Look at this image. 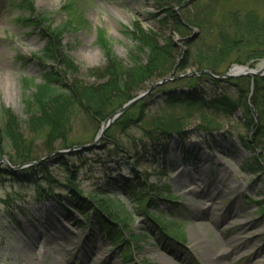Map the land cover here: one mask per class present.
<instances>
[{
	"label": "rangeland",
	"instance_id": "1",
	"mask_svg": "<svg viewBox=\"0 0 264 264\" xmlns=\"http://www.w3.org/2000/svg\"><path fill=\"white\" fill-rule=\"evenodd\" d=\"M22 1L0 0V106L21 121L24 138L23 142L15 136L10 137V143L0 141V159L4 152L1 161L10 166L13 160L20 163V158L32 153L38 158L46 156L44 136L49 129L42 122L28 126L29 119L35 118L28 116L24 99L36 92V85L44 83L41 75L48 70L64 72L37 60L46 46L43 30L23 19L48 21L54 29L64 26L61 44L76 66L74 72L65 71L66 79L57 82L64 89L63 93L58 90L64 100L72 85L94 88L104 84L107 59L99 49L98 34L127 71L146 65L149 58V51L131 31L140 28L145 37L152 33L160 47L168 41L174 51L169 61L171 71L141 84L134 99L168 81L124 114L135 122L132 128L123 132L112 125L113 138L105 136L99 149L69 153L72 148L93 144L99 133L95 122L87 127L82 114L69 113L72 129L66 146L73 147L61 151L65 165L55 158L49 160L57 184L0 175V264H264V213L258 212L259 207L264 208V144L256 143L253 137L257 113L252 106L256 78L264 79L259 75L264 59H252L258 46L251 42L252 47L237 48L217 67L200 69L196 57L214 44L209 29L190 26L199 35L187 43L184 40L192 31L176 34L171 13L184 18L182 13L186 12L192 20L212 0H195L185 8H181L184 0H30L33 13L18 9ZM220 6L221 21L235 12L253 11L264 18L263 0H228ZM189 54L195 57L188 58ZM236 66L255 74L224 78ZM243 78H250V86ZM176 80L182 82L175 84ZM196 88L197 96L212 102L227 99L228 107L232 106L229 114L214 107L206 110L185 102L166 103L169 92L195 96ZM248 88L249 95L245 94ZM247 108L251 109L250 117ZM171 123L181 124L182 136L173 134L156 142L147 137ZM243 140L252 151L245 149ZM133 170L149 185L145 192H151L147 197L154 199L151 205L150 200L138 202L145 197L144 191L132 184ZM152 186L157 192H152ZM225 187L235 192L223 195ZM74 195L85 200L96 195L100 201L113 203L125 221H110L113 234L107 235L92 212L87 219L73 208L70 202ZM207 212L218 221L209 222L203 215ZM156 215L164 226L153 220ZM127 236L134 243L124 240ZM228 241L234 243L235 253L225 260L221 256ZM85 251H93V255L85 261L78 259ZM207 253L208 258L204 256ZM248 256H253L250 262L242 260Z\"/></svg>",
	"mask_w": 264,
	"mask_h": 264
},
{
	"label": "trees",
	"instance_id": "2",
	"mask_svg": "<svg viewBox=\"0 0 264 264\" xmlns=\"http://www.w3.org/2000/svg\"><path fill=\"white\" fill-rule=\"evenodd\" d=\"M154 1L163 2L164 0ZM221 1L228 2V0H212L209 5L202 7L192 20L187 18L185 14L186 12L182 13L185 18H183L184 21L190 26H206V28L209 29L208 32L211 34L212 41L214 42L207 52H199V56L196 57L198 63L197 66L202 70L213 69L220 64V61L224 60L226 62V59H228L237 48L252 47L253 45H251V42H254L259 48L254 51V58L252 59H264V18L253 11L246 14L235 12L231 13L228 19L224 18L223 22L218 20L219 15L217 12L220 11ZM195 5H198V1L195 2L194 6ZM18 9L33 13V3L30 0H24L20 2ZM171 14V25L173 26L172 29L175 33L179 35L187 33L189 28L182 24L180 17L173 12ZM44 18L45 16H41L42 20H44ZM23 21L27 24L33 23V28L36 30H40V28L43 30L42 34L44 41H46V46L41 56L37 57V60L43 65H49V63H52L59 67V69L64 70V72L59 71L60 73L56 71H53L52 73V71L48 70V72L41 75L44 83L39 86L36 85V92L30 97L26 96L24 99V106L28 116L35 118L32 121L29 119L27 123L28 126L33 127L32 125L42 122L49 129L44 136L46 142L44 152L47 157L56 152L70 150L73 147V144L68 148L66 146L68 136L72 129V125L68 121V116H70L69 113L71 111H75L77 114H82L86 119V121L84 119V124L87 127L95 122L99 132L103 122L112 116L115 113L114 111H117L123 105L134 99V92L140 89L141 84H145L146 82L150 83L151 81L162 78V76L167 75L172 68V63L169 62L171 54L174 51L172 45L167 41L166 44L160 47L157 37L152 33L149 37H145L140 28L130 32L135 40L143 45L142 47L147 48L149 51V58L146 65H136L128 71L122 67L114 54H112L111 47L108 46V43L102 34H98L99 49H101L107 59V68L104 72V84L94 88H84L81 84L72 85L67 89L68 92L66 91L68 93V98L64 100L62 99V94L58 95V90H61L63 93L64 89L61 86H58L57 82L66 79L65 71L71 70L70 72H74L76 70L74 63L65 55L63 45L61 44L64 34L62 29L64 30V26L54 29L48 21H44L43 23V21H38L34 17L23 19ZM38 22H40V24H38ZM66 28L67 27L65 26V29ZM192 55L189 54L188 58H191ZM192 57L195 56L193 55ZM208 61H211L212 63L210 64ZM207 78H209V76H207ZM241 80H244L250 86V78H243ZM184 81H188V79H185ZM180 82L182 81H174L175 84H179ZM63 85L68 86L69 84L64 83ZM186 86L191 88V85ZM255 86L252 106L257 113V125L256 133L253 137H255L256 143L258 142L262 145L264 144V79L256 78ZM166 92H169V90ZM197 94V88L194 90L195 96L184 93L174 94L169 92L167 95L169 98H167L166 103L168 105H174L185 102L190 103L193 106H202V108H205L206 110H212V107H214L224 111L225 114H229V110L232 109V106L228 107L229 104L227 99L220 98L212 102L207 100V98L205 99L203 95L197 96ZM245 94H250L249 88L245 91ZM69 99L72 100L69 102ZM141 107L144 108V105ZM246 112L247 117H250L251 109L247 108ZM134 124L135 122H133L132 118L123 115L114 122L113 128L124 132L132 128ZM21 128H23L21 121L17 119L10 110L4 109L0 106V141L4 142V144L10 143V137L15 136L17 139H20V142H23L22 139L24 138H22L23 136L20 134ZM113 128L111 127L108 132L105 133L107 139L113 138ZM183 133L184 129L180 123H171L168 126H163L161 130L149 132L147 137L151 141L156 142V140L160 138H170L173 134L182 136ZM244 140L245 149L252 151L250 145H247ZM64 146H66V148L62 149ZM4 156L5 154L3 152L1 159H3ZM45 157L38 158L37 153H32L30 155H25L24 158H20L23 159L20 163H16V160H13L11 164L14 166L16 164V167H22L24 165L38 162ZM52 158L57 159L58 162L65 165L61 155ZM4 166L3 163L0 164V175H11L14 178H19V180L25 179V182L31 181L32 183H35L40 180V182L51 186L57 184L55 177L50 172L49 161H46L41 165L18 170L17 172L10 170V168L8 169L7 166V168H5ZM132 175H135L132 184H136L140 190L144 191L145 199L140 198L138 199V202L146 204L150 200L151 203L149 205H151L154 202V199L147 198L150 197L151 192H145L146 188L149 189L146 180L139 177L135 170H133ZM132 188L133 190L138 189L135 187ZM150 189L152 192H157L153 186ZM81 197L83 196L74 195L70 204L74 209L80 210L81 214L87 219L92 212L99 227L103 232L107 233V235L113 234V229H111L113 226L110 221H115L119 224L125 221L124 217H121V214H118V209L112 207L114 206L113 203L106 202V200L100 201L96 195H89L86 200ZM258 212L261 214L264 213V208L259 207ZM153 220L157 223H161V226H164V222L159 215H156V219L153 218ZM121 235L122 234H120V236ZM164 236H168V234L164 233ZM124 240L134 243L128 236ZM134 240L137 241L136 236H134Z\"/></svg>",
	"mask_w": 264,
	"mask_h": 264
},
{
	"label": "water",
	"instance_id": "3",
	"mask_svg": "<svg viewBox=\"0 0 264 264\" xmlns=\"http://www.w3.org/2000/svg\"><path fill=\"white\" fill-rule=\"evenodd\" d=\"M194 1H195V0H185L184 2H182L183 4H182L181 8H184V7H186V6L190 5V4H192ZM180 19H181V21H182V24H183L185 27H188V28L192 31V33H193V35H192L191 37L185 39L184 41L187 42V43H188V42H189V43H190V42H193L194 40L197 39V37H198V35H199V34H198V31H197L196 29L191 28L188 24H186L187 22H185L184 19H183L182 17H181ZM231 72H232V70H231L230 73L227 74L226 77H224V78L239 77V76H250V77H252V76H254V74H255V73H253V72L250 71V70H249V71L247 70V71L242 72V73H238V74H236V75L232 74ZM259 73H260V74H259L260 76L264 75V69H263L261 72H259ZM193 75L195 76L196 74H193ZM167 81H168V80H165V81H163L162 83H165V82H167ZM162 83H159V84L155 85V86L153 87V89H152V88L149 89V90L146 91L145 93L139 95L137 98L133 99L132 101H130V102H128V103H126L122 108H120L118 111H116L115 114H113V115H112L111 117H109L105 122H103V124H102V126H101V130H100V132H99V134H98V136H97V138H96V140H95V142H94L93 144H91V145H86V146H81V147H75V148H73L72 150H70L69 153H72V152H75V151H90V150H92V149H98V148H100V143H101L102 139H104V137H105V135H106L105 133H107V131L112 127V124H114V122H116V121L122 116V114H125L128 110H130L131 108H133V106H135L140 100H143V98H144L146 95L150 94V93L152 92V90H154V88H156L157 86H160ZM62 154H64V153H63V152H56V153H54L53 155H50V156H48V157H45V158H43L42 160H40V161H38V162L31 163L30 165L28 164V165H24V166H22V167H17V168L11 167V166L7 163L6 160H3L2 163L6 164V166H8V168H10L11 170H13V171H18V170H22V169H25V168H30V167L35 166V165H41L42 163H44V162H46V161H49L50 158L55 157V156H58V155H62ZM0 164H1V163H0Z\"/></svg>",
	"mask_w": 264,
	"mask_h": 264
},
{
	"label": "bare ground",
	"instance_id": "4",
	"mask_svg": "<svg viewBox=\"0 0 264 264\" xmlns=\"http://www.w3.org/2000/svg\"><path fill=\"white\" fill-rule=\"evenodd\" d=\"M187 24V23H186ZM189 25V24H188ZM190 26V25H189ZM249 71V69H247V68H245V67H236V68H234V69H232V74H234V75H236V74H238V73H242V72H245V71ZM101 130V129H100ZM100 130H99V132H100ZM255 163V162H254ZM257 164V163H256ZM222 192V194L223 195H229V194H231V193H234L235 191H234V189H232L231 187H225V188H223V190L221 191ZM204 193V192H203ZM205 194V193H204ZM193 205V204H192ZM193 207H194V209L196 210L197 209V211H199V207L198 206H194L193 205ZM203 214V213H202ZM203 215H207V220L209 221V222H211L212 224H214V223H216L218 220L217 219H215L213 216H212V214H208V212L207 213H204ZM51 240V238H49L48 239V241H50ZM225 244V246L223 247V254H222V256H221V258H224L225 260H228L230 257H232V256H234V255H232V254H234L235 253V246H234V243H232V242H230V241H228V242H225L224 243ZM231 248H234V249H231ZM76 255V254H75ZM93 255V251H85V253H83V254H78L77 255V257H78V259H82V260H86L88 257H91ZM209 254L207 253V254H204V256H207V258L209 257L208 256ZM74 256V255H73ZM252 257L253 256H248V257H245V259H242V260H245V261H247V262H250L251 260H252ZM223 259V260H224Z\"/></svg>",
	"mask_w": 264,
	"mask_h": 264
}]
</instances>
